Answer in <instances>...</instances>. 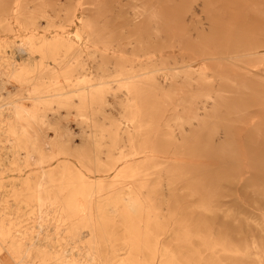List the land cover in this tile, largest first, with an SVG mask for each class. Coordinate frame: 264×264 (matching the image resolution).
<instances>
[{"label": "bare ground", "instance_id": "bare-ground-1", "mask_svg": "<svg viewBox=\"0 0 264 264\" xmlns=\"http://www.w3.org/2000/svg\"><path fill=\"white\" fill-rule=\"evenodd\" d=\"M32 1L0 0V33L27 29V40L16 46L19 55L14 47L0 52V90L8 83L19 90L17 102H7L0 119V148L7 154L0 163V187L2 176L27 174L14 187L9 179L8 189L0 191L5 219L0 253L5 251L12 264H257L252 256L262 252L264 242L258 248L253 231H264V223L252 225L237 192L248 187L257 195L264 192V9L251 0H89L77 11L82 17L75 42L72 30H51L49 19L62 11L65 22H75L72 0ZM111 12L117 17L134 12L122 23L128 26L145 20L154 32L146 35L149 43L160 36V12H234L233 34L219 37L213 43L217 50L199 53L200 60L233 65L237 87L257 91L254 107L238 115L230 133L212 134L203 151L212 162L194 166L174 148L148 147L160 132L147 129L166 128L161 134L171 144L182 143L184 131L199 127L196 109L204 121L213 104L217 94L202 85L207 78H222L218 68L204 65L211 68L210 77L205 72L193 77L190 71L177 83L176 67L162 62L163 48L185 47L172 39L138 54L147 50L144 35L122 46L108 26ZM138 12L145 18L137 19ZM229 92L228 97L236 94ZM160 102L171 104L175 113L156 125L157 117L146 112ZM178 105L194 114L183 119ZM176 166L187 168L189 184L175 183ZM199 189L204 202L189 207L175 202L177 193ZM215 189L229 194L221 203L231 202L235 214L228 205L211 203ZM251 201L264 205V197ZM13 206L27 207L31 222L15 233L7 217ZM111 225H118L113 233ZM117 233L123 237L114 238ZM6 237L10 242L3 245ZM112 237L123 239L124 253L104 252Z\"/></svg>", "mask_w": 264, "mask_h": 264}, {"label": "rangeland", "instance_id": "rangeland-1", "mask_svg": "<svg viewBox=\"0 0 264 264\" xmlns=\"http://www.w3.org/2000/svg\"><path fill=\"white\" fill-rule=\"evenodd\" d=\"M27 3V0H25ZM30 3H32V0H28ZM89 0H72V7L74 9L75 13L77 16H75L74 21L71 24L67 23L63 19V12L59 11L56 15L50 16V21H51V30L53 29H61L65 28L66 30H72L71 33H69V37L77 42L78 38L75 36L74 31L79 29V20L82 15L80 12H77L81 9L82 6L86 5ZM256 1L254 5H257V7H260L261 10L264 9V0H251ZM125 2V0H124ZM104 13V12H103ZM116 12H111L112 17H109L110 23L108 24L109 28L113 32V34L118 37L121 41L122 46H126L128 40H132L136 38L138 35L142 34L144 35L143 40L145 41L144 44L147 47V50L142 49L138 50V54L142 53H147V51H154L157 47L162 46L164 47L165 45L168 44L169 41L172 39L177 40V42L181 45L182 47H185V49H179L177 46L173 45L170 48L164 47V57L165 59H162V62H166L167 65L176 67L175 70H173L174 74V80L178 82H181L184 78V75L189 74L190 71L193 73V77L200 76V72H205V76H211V68L210 69H205L203 68L204 65L211 67H217L218 68V73L221 75L222 78L219 80L214 79H208L205 80L204 84L202 85V88L205 90H211L214 94H217L216 97L214 98L213 104L211 105L210 109L205 113L204 121L203 119H200L199 114L201 113L200 109H196L197 119L199 120V127L195 126L193 131L187 132L184 131L182 143H170L168 140H170L169 137L163 136L161 133L166 131V128H150L147 129L149 132H153L156 134V132H160V135L157 136L153 135L151 136V144L148 147L154 148L155 145L156 148H160L161 150L163 149H168L174 148L176 155L178 156H183L184 158L182 161H190L195 164L196 166L197 163H202V162H208V161H213V159H208L207 157H212L210 156L211 154H206L204 153V149L206 147V144L209 142V140L212 137L213 133H216L215 135L220 132L219 135L222 134V131L226 133H230L232 131L233 127L238 124L236 121V118H238V115L244 111L248 110L250 111L254 107V102L251 103L252 99V94H254L257 89L256 88H250L252 86H246L244 89H240L237 87L239 84L240 78L236 77V71L234 69V66L232 65L231 67H228L226 64L225 65H219L215 64L214 62L208 63L207 61H202L200 60V55L199 53L203 51H209V52H214V50H217V46L214 45L215 41L219 39L221 36H226L231 33L233 30V27L235 25V14L234 12H160L162 18L161 25L159 26L158 29L161 31L159 37H154V41L151 43L147 42V34L150 31H153V29L150 27L148 28L146 26L145 20H143L141 23L138 25H124L122 24L124 20H126V16L128 17H133L134 12H127L126 15H121V16H115ZM140 13L138 18H145L143 12H138ZM115 16V17H113ZM77 17V18H76ZM40 21H43L42 18H40ZM44 24V23H42ZM205 27L202 29V27ZM124 30V31H123ZM165 30V32H164ZM170 33V34H169ZM121 34V35H119ZM154 36V32H150ZM173 34V35H172ZM171 36V37H170ZM171 38V39H170ZM27 40V29H19L15 27L13 29V32L10 33H0V52L3 50L9 51L12 47L16 48L15 50L18 51L20 48L17 49L16 46H19L20 43L24 42ZM80 42H83L81 40ZM134 43V42H133ZM214 43V44H213ZM191 48V49H190ZM135 49V48H134ZM167 49V50H166ZM13 50V49H12ZM13 51L15 55H19L20 52ZM193 51V54H190V52ZM16 52V53H15ZM19 53V54H18ZM149 55V54H147ZM147 55H141L138 57L139 59H144ZM208 55V54H206ZM158 55L156 54V57ZM193 57V60L191 59ZM190 64V67L186 71L184 68H180L183 65ZM187 68V67H186ZM161 74V71L158 73ZM227 76V77H226ZM228 78V79H227ZM233 79V81H231ZM214 81V83H213ZM223 81V83H222ZM212 82L213 84L216 85L215 88L212 87ZM242 83V79H241ZM11 84V85H10ZM13 83H8L5 85V87L0 90V119L2 118V115L5 114L6 112V107L7 102L13 100L17 102V99L19 98V90L12 88ZM8 85V86H7ZM193 86H196V88H199V86L195 83H192ZM226 90V91H223ZM229 89L236 91V94L232 97H228L230 95ZM15 90V91H14ZM5 91V93L3 92ZM6 91H9L6 93ZM196 90H193L194 92ZM3 92V93H2ZM2 94V96H1ZM229 94V95H227ZM190 96L185 95V98H189ZM163 100L166 101L165 98L161 97ZM160 98V99H161ZM159 99V100H160ZM181 100V99H179ZM183 102V99L181 100ZM256 102V101H255ZM27 104V101H26ZM158 105V104H157ZM196 105V104H195ZM188 107V106H187ZM173 106L169 103H161L156 107H151L149 110H147L146 115L148 116H154L155 119L154 124L158 125V123L163 124L166 119L174 114L175 110L172 109ZM177 109H179L178 114L182 116L183 119H186L187 116L190 114H194V112H185L181 110V106L178 105ZM2 112V114H1ZM112 113L115 115V109H112ZM205 118H210L206 120ZM209 122L206 126V121ZM195 122V121H194ZM213 122V125L216 126V128H213L212 125H210ZM149 123H153V121H149ZM205 124V125H204ZM200 125H204L205 127H200ZM217 125H221L219 128ZM187 127V125H185ZM187 129V128H186ZM217 139V137H215ZM141 139V137L139 138ZM215 139V140H216ZM190 140V142H189ZM179 142V141H178ZM0 144H4L3 142H0ZM216 147V146H215ZM200 149L198 153H192L191 149ZM214 148V147H213ZM215 149V148H214ZM3 155V156H2ZM7 154L4 152L2 148H0V163H5V158ZM16 163H21V160H15ZM187 168L184 166H176L175 167V178L176 180H179L175 183L182 182L184 184H189L190 181V173H185V170ZM206 175V174H205ZM264 175V174H263ZM200 176V175H199ZM1 177V176H0ZM4 177V178H3ZM27 177V174L20 175L18 173H13L11 177H6L2 176V180H4V183L1 184L0 191H4V189H8V187H5L7 184V181L10 179L13 187L15 186V183H18L21 181L22 178ZM204 176H200L202 179ZM19 186V185H18ZM225 190V189H222ZM252 187H248L245 189L240 190L237 192V195L239 196L242 204L244 206L248 205L247 212L245 215L250 216V220L252 221V225L256 227L257 224L263 225L264 223V205H260L258 207L257 204L254 205H249L252 203L251 200L255 198L256 196L259 198L264 197V192L260 193L257 195L255 192H252ZM215 191H220L219 189H215L213 192L215 200L212 201V204H220L221 206L225 207L228 205L230 208H232L233 213H236V209L233 206V204H230L231 202L221 203L223 199H228L229 194H225L223 191H220L217 195L214 194ZM224 195V196H223ZM226 196V197H225ZM204 189H199V192L197 194H192L189 195V192L187 190H184L181 193H177L175 195V202L178 203V206L183 205L187 207L195 205L197 203H202L204 202ZM225 200V201H226ZM256 202V201H255ZM236 205L239 204V202L235 203ZM264 204V203H263ZM238 206V205H237ZM7 210V209H6ZM10 212V214L7 217H10L9 220L12 221V224L15 223L14 225H10V232L15 233L17 230H22L24 227H27L29 223L31 222L27 220V207H17L13 206L12 208L7 210ZM245 213V212H243ZM242 215V214H241ZM243 216V215H242ZM0 220H5L0 218ZM141 223V222H140ZM139 223V227H143L142 224ZM116 226L118 225H111L112 228V233L116 231ZM49 228V227H48ZM48 228H46L48 230ZM253 235L255 237V241L257 243L258 248H262L263 242H264V231L260 232L255 228V231H253ZM260 234V235H259ZM82 236L84 237L82 241H85V239L88 237L86 233H83ZM116 236L123 237V234L117 233L114 235V238H117ZM10 237V235H9ZM9 237H6L5 242L3 245H7L10 240ZM113 237L109 239L110 242H108L107 248L104 252L111 253L112 251L115 250V248L119 249V253H124V249H122V245L124 244L123 239H114ZM43 242V241H42ZM39 241V243H42ZM121 247V248H120ZM251 250L255 251V248H251ZM260 254L261 256H259ZM254 254L252 256L254 260H259L257 264H264V248H262V252ZM29 258L26 257L25 260ZM0 264H12V259L6 254L5 251H2L0 253Z\"/></svg>", "mask_w": 264, "mask_h": 264}]
</instances>
